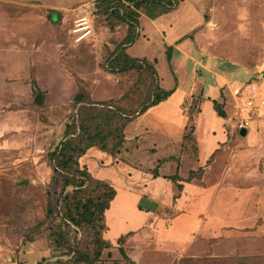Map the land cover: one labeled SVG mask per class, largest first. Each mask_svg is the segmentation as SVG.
Wrapping results in <instances>:
<instances>
[{"label": "rangeland", "instance_id": "obj_1", "mask_svg": "<svg viewBox=\"0 0 264 264\" xmlns=\"http://www.w3.org/2000/svg\"><path fill=\"white\" fill-rule=\"evenodd\" d=\"M178 1L157 20L142 13L138 40L126 49L140 63L121 69L114 51L128 25L99 0H0V264H87L77 258L93 257L97 247L83 215L113 190L119 199L102 233L106 239L109 230L112 245L95 264H131L123 250L135 264L264 258V122L246 137L238 129L245 101L263 88L264 0ZM82 13L94 33L78 44L72 29ZM174 88L168 105L137 117ZM82 122L91 141L80 135ZM101 130L103 139L94 136ZM71 140L85 150L66 149ZM171 176L180 177L182 192ZM123 192L157 221L208 225L209 207L227 210L207 239L192 231L187 251H164L153 238L152 253L147 247L137 258L134 233L114 236L135 222L120 213L132 198Z\"/></svg>", "mask_w": 264, "mask_h": 264}, {"label": "trees", "instance_id": "obj_2", "mask_svg": "<svg viewBox=\"0 0 264 264\" xmlns=\"http://www.w3.org/2000/svg\"><path fill=\"white\" fill-rule=\"evenodd\" d=\"M99 5L101 6L100 7L101 10L106 14H108L110 17L116 19L120 23L128 25V35L126 39L122 43L121 47L117 48L114 51L115 62L113 66L114 67L116 66L121 69H132L133 64L136 65L137 63L140 62L137 59H133L130 56H128L126 54V49L129 48L130 46H133L138 40L139 19L141 18L142 13H144L150 20L154 21L176 10L177 7L179 6V1L178 0H99ZM258 81L261 82L259 78ZM176 90H177L176 88H174L171 91L162 90L163 95L159 96L155 102H153L146 108L142 109L138 113L137 117L143 115L149 109L153 107H157L162 103L168 101V99L175 93ZM84 101H86V99L77 98L75 102L77 105H79L81 103H84ZM213 103H214V110L217 113L218 117L225 119L226 113L222 107V104L218 103L217 101H214ZM74 123L72 124V126L69 127L70 129L77 128L76 123L75 124ZM87 125L88 124L82 122L79 128L80 135L83 136L84 138L87 137L86 142L92 140L91 136L88 134ZM242 130H240V132H242ZM96 135L98 136V138L103 139V137H105L104 130H101L94 136L96 137ZM63 145H65L66 149H76L77 147H80L79 145H77L75 140L68 141ZM106 146L107 145L104 144L103 142L101 147L106 150ZM81 150L82 149L80 147V149L76 151H81ZM52 156L53 157L57 156V151H55ZM157 170L155 171V176L159 177V173ZM169 179L175 183H177L178 181V177L176 176L170 177ZM116 195H117L116 191L113 190V195L111 196V198L106 203L102 204V206L101 204H97L94 201L88 202L89 208H87L86 212L83 215L85 216L83 217L84 219L83 221L84 223L88 224L89 227L93 229L95 232V237H96L95 246L97 247L96 248L97 250L94 253L93 257L79 255V257L77 258L79 263L95 264L101 258L103 249H107L111 247L112 245L111 242L104 239L102 233L108 229L106 225L105 213L110 209L111 203L114 201ZM71 220L73 223H75L76 226H80L81 222H83V221H79L77 218L73 216L71 217ZM119 242L123 243L124 238H121ZM123 253L125 255V259L129 263L135 264V262L125 254L124 250ZM259 263L264 264V258L247 259V262H242L240 264H259Z\"/></svg>", "mask_w": 264, "mask_h": 264}, {"label": "crops", "instance_id": "obj_3", "mask_svg": "<svg viewBox=\"0 0 264 264\" xmlns=\"http://www.w3.org/2000/svg\"><path fill=\"white\" fill-rule=\"evenodd\" d=\"M174 94L172 95V97L168 99V101L176 97V94L175 95ZM168 101L164 102L165 105H168L169 103ZM161 107H163V103L161 104ZM216 117L218 119L220 118L217 115ZM249 129L246 130L247 133L244 137L248 136ZM222 135L223 134L219 133L216 139L222 138ZM176 177H179V176H176ZM154 178H155L154 180L156 181L158 178H160V175L159 177H154ZM175 186L177 187V190L180 192L184 190V184L180 180V177L177 181V184H175ZM159 191L160 189L156 190L155 195L161 196L160 193L158 194ZM122 194H125L126 196L130 198L133 196L131 194H127V192L126 193L123 192ZM118 199H119V195L117 194L114 201L111 203L110 209L105 213V219L107 221V225L109 224V218L112 216L113 212L115 211L114 209L116 208V203L118 202ZM140 201L141 200H139L137 197H132L127 207L125 206V208L119 209V210H123L120 213L128 212V215H130L135 222L133 224L128 223V227L126 228L127 230L126 229L120 230L118 232V236L114 235L116 236L115 239H117L122 235H126V234L129 235L130 233H134L133 235H135L136 238L133 239L134 241L132 243L138 244L139 247H137V249L134 252H131L133 257L134 255H136L137 257L140 254V252L147 253V249H146L147 247L150 248L149 252L152 253V249H155V248L150 247L149 243L153 242L152 241L153 238H155L157 245L159 247L161 246L160 248L162 250L168 251V252H174L176 254L183 253L184 251H187V247H189L191 236H193L192 231L196 230L195 228L199 229V235L202 240L207 239V237H210L211 235L214 234V231L217 225L218 227H220L219 226L220 219L225 216L224 212L227 210L226 207L225 209L221 208L222 207L221 203L218 205H215V207H209L206 211L208 214L207 216L208 221L211 222V220H209L211 216L209 215L211 214L212 211H213L212 216H215L216 219H212V223L209 222L208 225H207V222H205L204 224V223H198V221H193V220L189 221V218H185V217L176 218L173 220H168V219L162 220V219L157 218L159 220L157 221L156 217L154 216L155 213L152 210H146V209L141 208ZM169 221H171L170 225H169ZM108 228L110 230V226H108ZM219 230H220L219 233H221L222 232L221 228ZM108 231H107V238H106L107 240L109 239ZM193 244H195V240ZM199 247L198 248L193 247L191 251L193 253H196V252L198 253L200 251ZM200 252H203V251H200Z\"/></svg>", "mask_w": 264, "mask_h": 264}, {"label": "built area", "instance_id": "obj_4", "mask_svg": "<svg viewBox=\"0 0 264 264\" xmlns=\"http://www.w3.org/2000/svg\"><path fill=\"white\" fill-rule=\"evenodd\" d=\"M94 30L90 23L89 17L82 13L74 22L72 35L76 43H82L89 40L93 36ZM259 78L262 81L263 88L252 91L247 98L244 105V112H242V123L239 125V130L249 129L257 120L264 122V62L259 72Z\"/></svg>", "mask_w": 264, "mask_h": 264}, {"label": "water", "instance_id": "obj_5", "mask_svg": "<svg viewBox=\"0 0 264 264\" xmlns=\"http://www.w3.org/2000/svg\"><path fill=\"white\" fill-rule=\"evenodd\" d=\"M242 133H244V135H246V133H247L246 129L242 130Z\"/></svg>", "mask_w": 264, "mask_h": 264}]
</instances>
